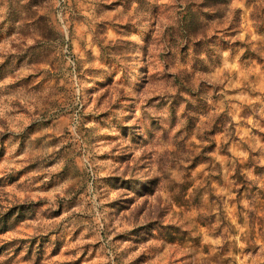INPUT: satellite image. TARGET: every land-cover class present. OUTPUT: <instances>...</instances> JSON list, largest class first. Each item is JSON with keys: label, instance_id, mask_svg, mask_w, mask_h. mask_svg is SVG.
Instances as JSON below:
<instances>
[{"label": "rangeland", "instance_id": "obj_1", "mask_svg": "<svg viewBox=\"0 0 264 264\" xmlns=\"http://www.w3.org/2000/svg\"><path fill=\"white\" fill-rule=\"evenodd\" d=\"M0 264H264V0H0Z\"/></svg>", "mask_w": 264, "mask_h": 264}, {"label": "trees", "instance_id": "obj_2", "mask_svg": "<svg viewBox=\"0 0 264 264\" xmlns=\"http://www.w3.org/2000/svg\"><path fill=\"white\" fill-rule=\"evenodd\" d=\"M257 9V8H256ZM254 15H255V13H254Z\"/></svg>", "mask_w": 264, "mask_h": 264}]
</instances>
